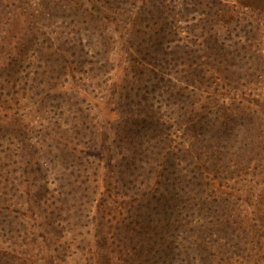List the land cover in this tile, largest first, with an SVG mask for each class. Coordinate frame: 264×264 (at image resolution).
Here are the masks:
<instances>
[{"label": "trees", "instance_id": "obj_1", "mask_svg": "<svg viewBox=\"0 0 264 264\" xmlns=\"http://www.w3.org/2000/svg\"><path fill=\"white\" fill-rule=\"evenodd\" d=\"M4 1L0 7H7ZM80 4L96 12L87 13L88 22L123 27L12 30L16 14L0 11L7 59L0 66V182L8 185L0 189V264H49L45 256L67 263L75 254L82 257L77 264H258L264 258V97L214 91L219 81L209 80L203 59L209 44L202 40L195 53L184 42L196 46V38L182 41L178 28L184 22L191 32L198 13L204 29L206 17L221 12L260 29L262 22L254 21L264 9L257 0ZM214 44L219 55L226 52L222 40ZM112 70L121 75L112 89L116 117L100 119L90 102L74 110L80 117L69 116L66 99L50 102L65 77L91 72L102 80ZM37 103L53 115L26 123L18 111ZM96 142L113 163L86 155ZM106 177L112 180L107 193L94 190ZM81 188L98 194L100 203L90 209L96 198L80 200ZM73 245L79 252L66 256ZM59 248L63 254L52 255Z\"/></svg>", "mask_w": 264, "mask_h": 264}, {"label": "rangeland", "instance_id": "obj_2", "mask_svg": "<svg viewBox=\"0 0 264 264\" xmlns=\"http://www.w3.org/2000/svg\"><path fill=\"white\" fill-rule=\"evenodd\" d=\"M82 1L84 0H5L3 4H6L7 7L1 6L0 11H6L7 14H16L12 24L8 27L12 30L68 31L75 29L102 30L113 27L121 29L123 27V23H120L122 25H116L115 23L103 20L88 22L89 16H87V13L90 11L91 14L95 15L96 12L89 8L91 6L90 4H84V6L81 5L80 3H82ZM95 4L98 5L97 2H95ZM257 4L264 9V0H257ZM84 7L87 9L86 11L84 10ZM220 14L221 15L216 16L215 13H211L208 17H206L207 21L205 28L203 29L199 28L203 22L199 20L200 15L197 13L196 17L194 18L195 20H193L197 26L195 25L192 28V33L187 32L188 29L185 26V23L181 22V25L183 26L180 25L178 28L180 32L178 35L182 41L187 39V37H194V39L196 38V46L194 44L191 45V42H184L188 46H193L195 53L199 52L198 49L200 46H202V40L204 44H209V47L204 50L205 55L203 59L208 60L207 68H210V70L208 71L207 75L209 76V80H215V82L219 81V85L213 83L212 89L214 91H220L225 93L227 96H238V98L251 96V93L253 92L259 97H264V11L260 14V20L254 21L260 24L262 22L260 29L255 27L251 28L245 21L235 24L234 21L227 17V15L222 16L223 14L221 12ZM202 16L205 17V15ZM221 16L222 19H218ZM84 17L86 19H84ZM215 21L217 23L213 25L212 23ZM255 25L257 26V24ZM15 35L17 36V34ZM215 40H222L224 42V48L226 52L223 55H219V51L221 52V50L217 51L214 44ZM5 47L6 45L1 44L0 42V66H2V64L4 65L7 60L6 57H4L6 55ZM200 52L202 53V51ZM120 54V49H116L113 54L114 62L119 60ZM194 54L192 55L193 57ZM218 59L221 60L220 63ZM16 66L17 63L14 64L13 68L15 69ZM93 74L95 73L89 72V74L87 73V75L83 77L78 75L75 78L65 77V80L61 81L62 83H56L54 89L50 91L51 98L53 99V101L50 102L55 105L57 102L66 99V104H63V106H65L66 109H70V114L68 112L65 113V115L69 116L74 115L76 117H80L78 115L80 114L79 110H74H76L78 106L85 107V103L90 102V112L92 114L97 113L100 119H111L116 117L118 108L115 105L116 96L114 93H112V89H115L114 87L116 84L120 83L119 76L121 75H116L115 71L112 70L109 71L101 80L97 76H93ZM38 78L41 79V77ZM35 89L37 90V88ZM41 89H43L42 86L40 87V90ZM82 97H86L84 103H82V105L81 103L76 104V102H79L81 99H83ZM54 107L52 110H56ZM48 108L49 105L47 104H41V106H38L37 103L32 106L30 110L27 109L24 114L21 110L18 112L22 114L21 119L26 123H38L44 121V118H48L49 115H53L54 111L51 112ZM160 112L164 111L161 110ZM110 153H112V151H110ZM86 155L96 161H101L102 165L111 164L114 162L113 159L109 158L110 154L104 150L100 142H96L87 147ZM107 169L108 168L104 166L103 168L100 167L99 171L101 173L102 170L106 171ZM2 175L3 173L0 167V176ZM50 180L54 179L50 177ZM111 182L112 180L108 179L107 177L104 179H99L94 183V186H96L94 187V190L98 189L99 193H107V184ZM54 183L55 185L57 184V182ZM65 183L66 180L64 181V184ZM55 185H52L51 183L49 186L54 187ZM7 187L8 185H6V183L4 184L0 182V189ZM64 188L69 189L70 186L65 185ZM114 190L116 189L113 188L111 190V196L113 198H115V195H113ZM77 194L78 195L76 196H80V200L83 198L81 197L83 194H87V196L90 195L91 198H96V200L93 199L92 203L89 204L90 209L94 208V204L100 203V200L97 201V198L100 199L101 197L98 196V194L95 195L89 190L81 188L78 190ZM106 200H108V198H105L101 202H106ZM66 205L68 206L70 204ZM31 208L34 210L36 207L31 206ZM61 215H64V212L61 213ZM31 216L34 223L40 221L39 217H37V213L33 212ZM68 246L65 247L66 250L64 251L66 256L68 254H73L71 252H79L74 245L71 247ZM62 252V249L59 248V250H57L52 255L60 253L61 256V254H63ZM78 255L79 254H75L73 256L70 255L67 257L69 260L67 263H65L64 260V263H59L58 261L54 260V258L49 256H45V259H47L49 264H77L75 260H77ZM78 259L82 260V257H78ZM258 264H264V258H261Z\"/></svg>", "mask_w": 264, "mask_h": 264}]
</instances>
